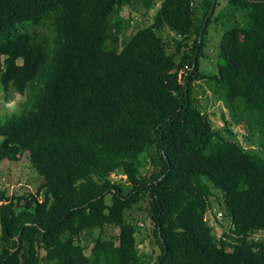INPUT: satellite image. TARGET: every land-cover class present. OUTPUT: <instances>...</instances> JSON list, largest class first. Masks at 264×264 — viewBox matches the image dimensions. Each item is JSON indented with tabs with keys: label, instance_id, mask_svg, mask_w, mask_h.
<instances>
[{
	"label": "trees",
	"instance_id": "trees-1",
	"mask_svg": "<svg viewBox=\"0 0 264 264\" xmlns=\"http://www.w3.org/2000/svg\"><path fill=\"white\" fill-rule=\"evenodd\" d=\"M220 2L0 0V85L26 95L0 114V160L28 152L43 178L27 194L0 187V264H264V0ZM127 5L151 14L130 35ZM145 198L154 260L128 218Z\"/></svg>",
	"mask_w": 264,
	"mask_h": 264
},
{
	"label": "rangeland",
	"instance_id": "rangeland-1",
	"mask_svg": "<svg viewBox=\"0 0 264 264\" xmlns=\"http://www.w3.org/2000/svg\"><path fill=\"white\" fill-rule=\"evenodd\" d=\"M218 9L221 10V13H226V3L225 0H221L220 5L216 7L215 13L218 12ZM153 12V11H152ZM136 14V15H135ZM121 15L123 18L133 17L129 28L126 31L127 35L133 33L138 27L147 25L150 22V15H144L142 9H136L133 6H124L121 10ZM234 19H224L220 21H214L207 32L206 35V57L201 59V67L206 71L214 72L216 69V52L221 39V36L226 28L231 25ZM232 21V22H231ZM161 34L165 40V45L169 52H173L174 48L172 47L170 37L172 32L167 28L161 31ZM170 42V43H169ZM197 85L196 96L198 97L199 103L201 106H204L206 110L212 113V118L214 121L221 125L220 113L222 103L214 98V96L207 91L206 93L201 92V87L205 84L202 81H196ZM26 101L25 94H19L18 92L8 89L4 90L0 85V114L9 113L11 111L18 112L21 105ZM223 110H225L223 108ZM242 132L238 135V139L243 141ZM145 168H142L144 171ZM123 179L125 177L123 176ZM43 178L38 175V173L31 167L29 163L28 152H25L20 160L18 161H8L0 160V187L5 188L9 194H27L28 192H35L37 188L42 183ZM148 210V199L145 198L135 204L131 210L128 212V218L132 219L139 226L138 232L136 233V241L139 252L144 253L150 257L152 260L155 259L159 252V247L156 244L155 237L151 232V222L147 214ZM216 231L219 233L221 229V224L215 222ZM99 229L93 230L92 237L96 236L99 233ZM105 237H117L119 229L117 227H105L102 231ZM91 240V239H90ZM88 244V248L85 250V254L90 253V248L92 242ZM1 249V244H0Z\"/></svg>",
	"mask_w": 264,
	"mask_h": 264
},
{
	"label": "water",
	"instance_id": "water-1",
	"mask_svg": "<svg viewBox=\"0 0 264 264\" xmlns=\"http://www.w3.org/2000/svg\"><path fill=\"white\" fill-rule=\"evenodd\" d=\"M215 3V0H213V4ZM212 9H213V7H210V9H209V11H208V14H207V16H206V18H205V20H204V22H203V26H202V28H201V32H200V37L202 36V33H203V31H204V28H205V26H206V21H207V19H208V16L211 14V12H212Z\"/></svg>",
	"mask_w": 264,
	"mask_h": 264
},
{
	"label": "built area",
	"instance_id": "built-area-1",
	"mask_svg": "<svg viewBox=\"0 0 264 264\" xmlns=\"http://www.w3.org/2000/svg\"><path fill=\"white\" fill-rule=\"evenodd\" d=\"M209 213H210V212H209ZM216 217H217V218H221V217H222V213H221L220 211H218L217 214H216ZM212 219H213V218H212ZM212 219H211V220H212ZM255 238H257V237L255 236Z\"/></svg>",
	"mask_w": 264,
	"mask_h": 264
}]
</instances>
